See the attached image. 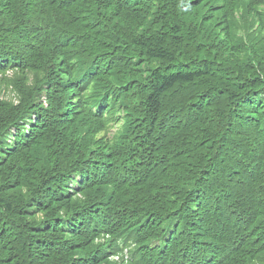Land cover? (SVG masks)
I'll list each match as a JSON object with an SVG mask.
<instances>
[{
  "label": "trees",
  "instance_id": "obj_1",
  "mask_svg": "<svg viewBox=\"0 0 264 264\" xmlns=\"http://www.w3.org/2000/svg\"><path fill=\"white\" fill-rule=\"evenodd\" d=\"M8 89L0 264H264V0H0Z\"/></svg>",
  "mask_w": 264,
  "mask_h": 264
},
{
  "label": "rangeland",
  "instance_id": "obj_2",
  "mask_svg": "<svg viewBox=\"0 0 264 264\" xmlns=\"http://www.w3.org/2000/svg\"><path fill=\"white\" fill-rule=\"evenodd\" d=\"M6 76H9V77H11L12 76V73L11 72H8L7 74H6ZM2 88V87H1ZM3 89V88H2ZM2 92H4V93H2ZM1 92V94L0 95H2V96H4V97H6V95L8 96V95H10V92H9V89H8V92L6 91V90H3ZM118 125L119 124H114V127L112 126L108 131H107V136H109V137H111L114 133H115V131H116V129L118 128ZM123 255H124V259L126 260L127 258H129V249L127 248L126 250H124V252H123ZM123 258H122V260H123ZM111 260L112 261H118L119 259H118V257L117 256H113L112 258H111ZM122 260L120 259L119 260V263H121V264H124V263H122Z\"/></svg>",
  "mask_w": 264,
  "mask_h": 264
}]
</instances>
